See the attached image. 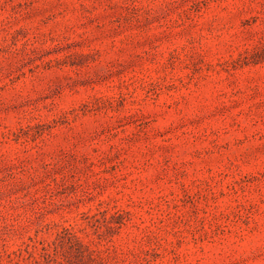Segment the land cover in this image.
Wrapping results in <instances>:
<instances>
[{
    "label": "rangeland",
    "instance_id": "374dc122",
    "mask_svg": "<svg viewBox=\"0 0 264 264\" xmlns=\"http://www.w3.org/2000/svg\"><path fill=\"white\" fill-rule=\"evenodd\" d=\"M0 264H264V0H0Z\"/></svg>",
    "mask_w": 264,
    "mask_h": 264
}]
</instances>
